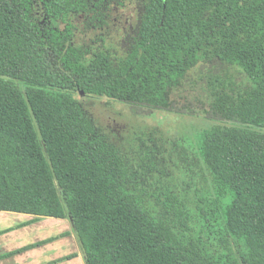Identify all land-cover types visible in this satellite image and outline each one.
Here are the masks:
<instances>
[{
	"label": "trees",
	"instance_id": "obj_1",
	"mask_svg": "<svg viewBox=\"0 0 264 264\" xmlns=\"http://www.w3.org/2000/svg\"><path fill=\"white\" fill-rule=\"evenodd\" d=\"M32 29L15 0H0V211L69 220L85 264H264V0H148L129 58L88 57ZM213 61L248 81H210L204 119L214 124L194 134L224 252L193 235L176 193L162 217L138 172H152L165 145L180 156L181 144L136 122L122 141L75 99L191 114L170 92Z\"/></svg>",
	"mask_w": 264,
	"mask_h": 264
},
{
	"label": "rangeland",
	"instance_id": "obj_2",
	"mask_svg": "<svg viewBox=\"0 0 264 264\" xmlns=\"http://www.w3.org/2000/svg\"><path fill=\"white\" fill-rule=\"evenodd\" d=\"M215 77L229 82L233 88H243L248 84L247 79L237 67L213 61L209 64H199L181 80L177 88H173L170 92V97L177 107L185 106L191 114L181 115L164 111L143 112L135 107L105 98L96 99L78 94H75V99L84 103L90 112L97 116L99 123L107 125L104 127L116 132L122 141L126 135L124 131L136 122L162 130L172 140L181 144L180 156L171 155L169 150L172 148L165 145L157 152L152 172L142 165L138 168V172L144 184L147 183L145 184L147 194L158 197V202L155 199L152 202L162 217L164 213L167 214V210L162 208L165 194H168V191L176 193L178 200H181L178 203L183 204L184 210L186 209L189 213L193 235L202 239L211 251L218 248L220 252H224L223 247L214 240L218 238L214 232L216 214L207 206L209 204L207 200L212 196V184L204 164L197 155L194 140L195 132L214 124L204 119V113L208 110L211 100L210 81H213ZM106 103L107 105H104ZM117 115L121 116V119ZM109 116L112 117L111 119L118 120H114L113 124H106L104 118ZM124 151L129 158L138 159L134 150L127 148ZM230 245L235 252H241L240 244L231 241Z\"/></svg>",
	"mask_w": 264,
	"mask_h": 264
},
{
	"label": "flooded vegetation",
	"instance_id": "obj_3",
	"mask_svg": "<svg viewBox=\"0 0 264 264\" xmlns=\"http://www.w3.org/2000/svg\"><path fill=\"white\" fill-rule=\"evenodd\" d=\"M31 22L32 33L58 36L63 46L82 47L91 57L134 56L147 15L148 0H15Z\"/></svg>",
	"mask_w": 264,
	"mask_h": 264
},
{
	"label": "crops",
	"instance_id": "obj_4",
	"mask_svg": "<svg viewBox=\"0 0 264 264\" xmlns=\"http://www.w3.org/2000/svg\"><path fill=\"white\" fill-rule=\"evenodd\" d=\"M0 264H85L71 222L0 211Z\"/></svg>",
	"mask_w": 264,
	"mask_h": 264
},
{
	"label": "water",
	"instance_id": "obj_5",
	"mask_svg": "<svg viewBox=\"0 0 264 264\" xmlns=\"http://www.w3.org/2000/svg\"><path fill=\"white\" fill-rule=\"evenodd\" d=\"M80 95H83V92H80Z\"/></svg>",
	"mask_w": 264,
	"mask_h": 264
}]
</instances>
